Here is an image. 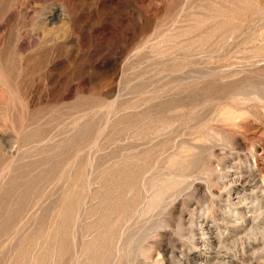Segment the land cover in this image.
<instances>
[{
	"label": "rangeland",
	"instance_id": "obj_1",
	"mask_svg": "<svg viewBox=\"0 0 264 264\" xmlns=\"http://www.w3.org/2000/svg\"><path fill=\"white\" fill-rule=\"evenodd\" d=\"M220 262L264 264V0H0V264Z\"/></svg>",
	"mask_w": 264,
	"mask_h": 264
},
{
	"label": "bare ground",
	"instance_id": "obj_2",
	"mask_svg": "<svg viewBox=\"0 0 264 264\" xmlns=\"http://www.w3.org/2000/svg\"><path fill=\"white\" fill-rule=\"evenodd\" d=\"M238 178V177H237ZM244 179V178H243ZM242 180V179H241ZM248 182V181H247ZM239 194V193H238ZM244 220V219H243ZM210 232V231H209ZM211 233H212V231H211ZM218 235V234H217ZM212 237V236H211ZM213 238H214V240H213V242H215L216 244L217 243H220V241H221V239L219 238V237H217V236H215V235H213ZM225 240V239H224ZM221 244V243H220ZM226 245V244H225ZM220 261V260H219ZM199 264V263H198ZM220 264H221V262H220ZM223 264H224V262H223Z\"/></svg>",
	"mask_w": 264,
	"mask_h": 264
}]
</instances>
